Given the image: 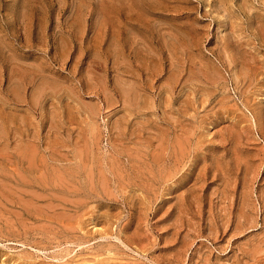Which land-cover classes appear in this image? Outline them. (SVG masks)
<instances>
[{
  "label": "rangeland",
  "instance_id": "374dc122",
  "mask_svg": "<svg viewBox=\"0 0 264 264\" xmlns=\"http://www.w3.org/2000/svg\"><path fill=\"white\" fill-rule=\"evenodd\" d=\"M57 262L264 264V0H0V264Z\"/></svg>",
  "mask_w": 264,
  "mask_h": 264
},
{
  "label": "bare ground",
  "instance_id": "6f19581e",
  "mask_svg": "<svg viewBox=\"0 0 264 264\" xmlns=\"http://www.w3.org/2000/svg\"><path fill=\"white\" fill-rule=\"evenodd\" d=\"M174 36H175V35H174ZM178 41H179V40H178ZM182 42H183V41H182ZM184 42H185V41H184ZM182 48H183V47H182ZM156 58H157V57H156ZM121 60H122V59H121ZM201 61H202V60H201ZM156 65H157V64H156ZM171 65H172V64H171ZM204 67H205V66H204ZM175 68H176V67H175ZM204 72H205V71H204ZM176 73H177V72H176ZM176 73H174V74H176ZM194 73H195V72H194ZM217 74H219V73H216V75H217ZM179 75H180V74H179ZM190 75H191V74H190ZM173 76H174V75H173ZM175 76H176V75H175ZM195 76H196V75H195ZM190 77H191V76H190ZM211 77H212V76H211ZM166 78H167V77H166ZM171 78H172V76H171ZM177 78H178V77H177ZM192 78H193V77H192ZM198 78H199V77H198ZM204 78H205V76H204ZM207 78H209V77H207ZM218 79H219V78H218ZM170 81H171V80H170ZM201 81H202V80H201ZM214 82H215V81H214ZM217 82H218V81H217ZM202 83H203V82H202ZM214 84H215V83H214ZM210 85H211V84H210ZM212 85H213V84H212ZM203 90H204V89H203ZM203 90H202V91H203ZM206 91H207V90H206ZM216 91H217V90H216ZM206 96H208V94H207ZM207 99H208V98H207ZM227 106H228V105H227ZM260 111H261V110H260ZM19 118H20V117H19ZM235 120H236V119H235ZM7 122H8V121H7ZM184 129H185V128H184ZM191 132H192V131H191ZM191 132H190V133H191ZM176 137H177V136H176ZM180 137H181V136H180ZM182 137H183V136H182ZM188 138H189V137H188ZM176 139H177V138H176ZM184 139H185L184 141L187 140L186 138H184ZM172 140H173V138H172ZM174 141H175V143H176L177 146H178V147H175V148H177V150H178V149L180 150V147H179L180 144L177 143V142H178L177 140H174ZM26 142H27V141H26ZM168 142H169V141H168ZM168 142H167V143H168ZM172 142H173V141H172ZM172 142H171V143H172ZM189 142H190V141H189ZM173 143H174V142H173ZM30 144H31V146H32V149H34V148H33V147H34V143H33V144L30 143ZM27 145H28V144H27ZM165 145H166V143H165ZM172 145H174V144H172ZM187 145H188V144H187ZM170 146H171V145H170ZM174 146H176V145H174ZM182 146H184V144H182ZM26 147H27V146H26ZM28 147H29V146H28ZM28 147H27V148H28ZM167 147H168V145H167ZM171 147H172V146H171ZM184 147H185V146H184ZM30 148H31V147H30ZM190 148H191V147H190ZM187 149H188V148H187ZM26 150H27V149H26ZM28 150H29V149H28ZM28 150H27V152H28ZM166 150H167V149H166ZM169 150H170V149H169ZM175 150H176V149H175ZM177 150L174 151V152L178 153ZM183 150H184V148H183ZM188 150H189V149H188ZM34 151H35V150H34ZM180 151H181V150H180ZM32 152H33V150H32ZM185 152H186V151H185ZM20 153H21V152H20ZM20 153H19V154H20ZM28 153H29V152H28ZM168 153H169V152H168ZM21 154H22V153H21ZM30 154H31V153H30ZM34 154H35V153H34ZM172 154H173V153H172ZM178 154H180V153H178ZM186 154H188V153H186ZM31 155H32V154H31ZM22 156H23V154H22ZM33 156H34V155H33ZM33 156H32V157H33ZM168 156H169V155H168ZM183 156H184V155H183ZM34 157H35V156H34ZM153 157H154V156H153ZM169 157H170V156H169ZM174 157H175V156H174ZM179 157L181 158L182 155H180ZM254 157H255V156H254ZM22 158H23V157H22ZM26 158L28 159V157H26ZM41 158H42V157H41ZM162 158H163V157H162ZM24 159H25V157H24ZM27 159H26V160H27ZM166 159H167V158H166ZM177 159H178V158H177ZM181 159L183 160V158H181ZM154 160H156V158H155ZM167 160H168V159H167ZM170 160H171V159H170ZM175 160H176V159H175ZM179 160H180V159H178V161H179ZM27 161H29V159H28ZM27 161H26V163H27ZM30 161H31V159H30ZM30 161H29V162H30ZM32 161H33V160H32ZM32 161H31V162H32ZM38 161H39V160H38ZM31 162L29 163L30 165H33V164L35 165V164L37 163V162H36V163H33V162H34V161H33L32 164H31ZM167 162H169V160H168ZM172 162H175V161H172ZM170 163H171V162H170ZM37 164H38V163H37ZM39 164H40V163H39ZM44 164H45V163H44ZM46 164H47V163H46ZM172 164H173V163H172ZM30 165H28V166H30ZM162 165H163V164H162ZM165 165H166V164H165ZM177 165L179 166L180 164H177ZM41 166H42V165H41ZM44 166H45V165H44ZM49 166H50V165H49ZM153 166H154V165H153ZM166 166H167V165H166ZM168 166H169V164H168ZM171 166H172V165H171ZM173 166H175V165H173ZM33 167H34V166H33ZM38 167H39V166H38ZM116 167H117V166H116ZM164 167H165V166H164ZM175 167H176V166H175ZM175 167H172V169L175 168ZM29 168H30V167H29ZM31 168H32V167H31ZM40 168H42V167H40ZM176 168H177V167H176ZM176 168H175V169H176ZM45 169H46V168H45ZM167 169H168V168H167ZM179 169H180V168H179ZM179 169H178V170H179ZM53 170H54V169H53ZM118 170H119V169H118ZM156 170H157V169H156ZM41 171H43V170L41 169ZM41 171H40V172H41ZM46 171H47V170H46ZM112 171H113V170H112ZM149 171H151V170H149ZM154 171H155V170H154ZM116 172H118V171H116ZM152 172H153V171H151L150 173H152ZM164 172H166V171H164ZM171 172H172V171H171ZM175 172H177V171H175ZM118 173H120V172H118ZM118 173H117V174H118ZM166 173L168 174V172H166ZM166 173H165V174H166ZM169 173H170V172H169ZM113 174H114V173H113ZM153 174H154V173H153ZM156 174H157V173H156ZM167 174H166V176H168ZM200 174H201V173H200ZM45 175H46V174H45ZM61 175H62V174H61ZM118 175H119V174H118ZM175 175H176V174H175ZM38 176H40V175H38ZM43 176H44V175H43ZM58 176H59V174H58ZM120 176H121V175H120ZM154 176H155V175H154ZM158 176H159V175H158ZM158 176H157V177H158ZM169 176H170V174H169ZM185 176H186V175H185ZM102 177H103V176H102ZM160 177H161V176H160ZM163 177H164V176H163ZM170 177H171V176H170ZM24 178H25V177H24ZM31 178H32V177H31ZM34 178H35V176H34ZM38 178H39V177H38ZM44 178H45V177H44ZM61 178H62V177H61ZM103 178H104V177H103ZM154 178H155V177H154ZM165 178H166V177H165ZM165 178H164V179H165ZM167 178H169V177H167ZM35 179H36V178H35ZM55 179H56V178H55ZM57 179H59V177H58ZM63 179H64V178H63ZM65 179H66V178H65ZM65 179H64V180H65ZM161 179H162V178H161ZM164 179H163V180H164ZM39 180L41 181V179H39ZM165 180H166V179H165ZM165 180H164V181H165ZM167 180H168V179H167ZM37 181H38V180H37ZM65 181H66V180H65ZM105 181H106V179H105ZM56 182H57V181H56ZM100 182H102V181H100ZM106 182H107V181H106ZM46 183H47V182H46ZM42 184H43V183H42ZM102 184H104V183H102ZM66 185H67V184H66ZM193 185H194V183H193ZM64 186H65V185H64ZM65 187H66V186H65ZM67 188H68V186H67ZM180 194H181V193H180ZM64 199H65V198H64ZM59 200H60V199H59ZM61 200H62V199H61ZM28 201H29V200H28ZM58 263H59V262H57V264H58ZM62 263H63V262H62ZM84 263H85V262H84ZM63 264H64V263H63ZM81 264H82V263H81Z\"/></svg>",
  "mask_w": 264,
  "mask_h": 264
}]
</instances>
